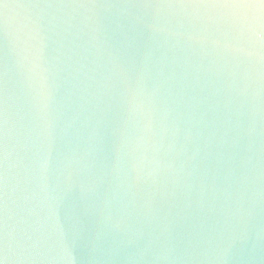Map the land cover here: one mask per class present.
<instances>
[{
    "label": "water",
    "instance_id": "water-1",
    "mask_svg": "<svg viewBox=\"0 0 264 264\" xmlns=\"http://www.w3.org/2000/svg\"><path fill=\"white\" fill-rule=\"evenodd\" d=\"M224 8L0 0V264H264V36Z\"/></svg>",
    "mask_w": 264,
    "mask_h": 264
},
{
    "label": "clouds",
    "instance_id": "clouds-1",
    "mask_svg": "<svg viewBox=\"0 0 264 264\" xmlns=\"http://www.w3.org/2000/svg\"><path fill=\"white\" fill-rule=\"evenodd\" d=\"M227 15L234 26L241 31H246L249 34L264 35V3L259 5H232L225 7ZM38 70V71H37ZM30 71L36 72L39 76V90H44L47 85V76L39 64L33 66Z\"/></svg>",
    "mask_w": 264,
    "mask_h": 264
},
{
    "label": "snow or ice",
    "instance_id": "snow-or-ice-1",
    "mask_svg": "<svg viewBox=\"0 0 264 264\" xmlns=\"http://www.w3.org/2000/svg\"><path fill=\"white\" fill-rule=\"evenodd\" d=\"M191 2L199 4H214L217 6L228 7L232 5H251L257 2L264 3V0H191Z\"/></svg>",
    "mask_w": 264,
    "mask_h": 264
}]
</instances>
